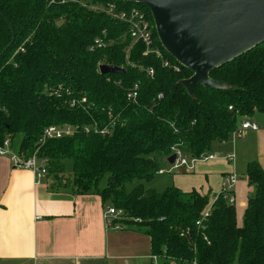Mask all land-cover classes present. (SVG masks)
Masks as SVG:
<instances>
[{"label":"trees","instance_id":"16d2710c","mask_svg":"<svg viewBox=\"0 0 264 264\" xmlns=\"http://www.w3.org/2000/svg\"><path fill=\"white\" fill-rule=\"evenodd\" d=\"M111 1L120 8L140 6L151 19L142 4L88 0L98 6ZM153 35L176 63L154 29ZM95 39L101 46L90 50ZM100 64L122 72L101 74ZM191 75L182 66L179 72L163 68L159 58L132 42L125 23L101 9L72 0H0V143L20 134L18 152L45 159L54 186L78 195L96 193L103 203L139 219L137 227L150 237L151 256L181 264H264V171L256 161L246 164L254 193L241 225L223 195L197 226L209 193L174 186L158 192L142 183L126 190L133 180L151 181L172 147L199 156L214 142L227 141L241 116L264 114V42L210 72L224 89L195 86L191 96L180 83ZM134 83L139 90L131 102L126 93ZM81 98L86 102L70 106ZM92 122H113L112 133L80 132L39 143L45 126ZM66 159L71 177H64Z\"/></svg>","mask_w":264,"mask_h":264},{"label":"crops","instance_id":"0c3cea01","mask_svg":"<svg viewBox=\"0 0 264 264\" xmlns=\"http://www.w3.org/2000/svg\"><path fill=\"white\" fill-rule=\"evenodd\" d=\"M234 139L229 148L215 153L217 158L177 173L172 180L174 187L184 192L195 189L201 194L209 193L211 201L220 190L224 174L235 173L234 161L232 164L223 158L228 153L245 164L256 159L264 171V129L259 125L258 130L245 132L235 143ZM206 172L217 174L210 184L203 180L208 178ZM238 182L233 196L235 203L238 193L242 217L254 189L247 178ZM107 204L96 193L78 195L68 187L58 188L48 176L35 184L31 171L15 168L9 158L0 156V264L175 263L152 259L150 237L143 230L121 223L107 229L103 217Z\"/></svg>","mask_w":264,"mask_h":264},{"label":"water","instance_id":"95a60500","mask_svg":"<svg viewBox=\"0 0 264 264\" xmlns=\"http://www.w3.org/2000/svg\"><path fill=\"white\" fill-rule=\"evenodd\" d=\"M145 5L162 49L192 75L180 83L224 89L209 74L264 42V0H121ZM101 74L121 68L100 64ZM175 155L167 162L172 164Z\"/></svg>","mask_w":264,"mask_h":264},{"label":"built area","instance_id":"2783aa9c","mask_svg":"<svg viewBox=\"0 0 264 264\" xmlns=\"http://www.w3.org/2000/svg\"><path fill=\"white\" fill-rule=\"evenodd\" d=\"M77 2L84 7L89 9H101L112 19L125 23L128 27L129 35L133 43H141L145 47V52L154 54L161 61V66L163 68L171 69L174 72H179L181 66L176 62L173 63L171 60L165 57L161 49L157 46L155 37L153 35L154 24L152 17L151 19L148 16L147 11L137 5H129L127 8H120V6L116 2H106L102 6L90 4L88 0H72ZM157 37V36H156ZM101 46L99 39L94 40V44L89 48L93 49V46ZM147 74L152 77L154 74V69H147ZM139 84L134 83L132 87L127 91L126 98L128 101L136 102L138 96ZM162 95L158 94L157 98H161ZM81 102L85 103V98H81L78 100H71L70 106H74L76 103ZM231 109V107H229ZM113 122L110 123H99L92 122L87 125H71V124H63V125H48L45 126L41 132V137L39 139V143L43 144L45 141L60 139L64 137L73 136L76 133H94L99 135H109L113 130ZM259 126L256 122L252 121L248 116H241L237 121L235 129L231 132L230 135L233 138H238L244 135L247 131H256ZM171 154L175 155V160L172 164H168L169 168L160 169L157 171V174H164L169 172H183L190 171L194 168L195 164L198 162H206L209 160H213L218 157L215 153H208V151L200 154L199 156H191L186 154L178 145L171 148ZM170 154V155H171ZM0 156H5L9 158L10 162L15 168L27 169L32 172L34 176L35 184H40L43 179L48 176L47 168H46V160L42 158H38L36 152L32 154L30 157H23L18 151L14 153L12 151V143L11 140L6 138L2 143H0ZM223 158L232 163L234 161V154L228 153ZM167 160V159H166ZM237 175L235 173H226L222 177L221 187L217 195L213 197V199L209 202L206 209L202 212L199 220L196 221L197 226H201L206 218L210 214L211 206L217 199L219 195H223L226 199L227 203L230 205H234V196L233 189L234 185L237 182ZM103 217L105 222V227L108 228H116L118 220L124 218V213L121 210L114 208L111 205H107L103 211ZM153 260L161 259L157 256H151ZM188 264V263H185ZM190 264H195L190 263Z\"/></svg>","mask_w":264,"mask_h":264},{"label":"rangeland","instance_id":"374dc122","mask_svg":"<svg viewBox=\"0 0 264 264\" xmlns=\"http://www.w3.org/2000/svg\"><path fill=\"white\" fill-rule=\"evenodd\" d=\"M251 117H252V121L256 122L258 124V126L260 125V127L262 129H264V122H263L264 117L260 113H256L255 112ZM241 137L236 138V140L234 139V143L237 140H239ZM21 138H22V136L20 134H16V135L12 136L11 143H12V151L14 153H17V151H18V147L20 145ZM232 141H233V136L230 135L224 145H219L217 142H214L212 144V147L210 148V150H208V153L223 152L225 149H227V148H229L231 146ZM237 149H238V147H236V150ZM250 161H256L259 164V162L256 159H253V160H250ZM164 164H163V167H165V169L169 168L168 164H166V163H164ZM200 164H203V163H197V165H200ZM63 165H64V177H71L70 176V175H72V163H71V160H69V159L64 160L63 161ZM233 165H234L233 171L236 173V175L238 177L237 182L238 181H242V180H246V178H245V165L246 164L244 163V160H241L239 158L237 160V158L235 156ZM203 169L204 170H210V169H205V168H203ZM210 171H212V170H210ZM177 173H179V172H169V173H164L163 175L156 174L153 177V179L151 181H149V182L142 181V180L141 181L140 180H133L131 183L126 185V190L130 191L135 185H137L139 183H142L144 188H152V189H155L158 192H161L164 189H166L167 187L174 186L172 184L173 183L172 180H175V177H177L179 175ZM210 173H212L213 176H210ZM205 174L207 175L208 178L207 179L203 178V180L204 179L207 180L208 184L212 183L216 179V175L217 174L215 172H206ZM182 178H185V177H182ZM198 180H200V179H198ZM237 182L234 185V189L235 188L237 189V186H238V183H239V182L238 183ZM105 183H106V180H105V178H103L100 181L99 186L103 187L105 185ZM196 185H198V184H196ZM237 199H238V193H236V201H235L233 206L235 208V214H236V219L238 221V224L241 225L242 221H243V216L240 217V215H239V203H238ZM138 222H140L139 219L134 218V217H130V216L126 215V214H124V218L121 219V221H120V223L122 225L132 226V227L133 226L137 227L136 223H138ZM141 223H142V221H141ZM141 230H144V228H142ZM166 264H181V263L180 262H175V263L167 262Z\"/></svg>","mask_w":264,"mask_h":264}]
</instances>
